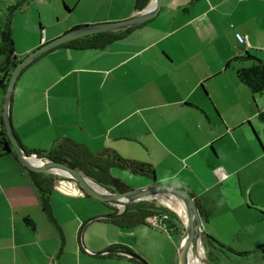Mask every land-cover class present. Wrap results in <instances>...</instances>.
<instances>
[{
  "label": "crops",
  "instance_id": "crops-1",
  "mask_svg": "<svg viewBox=\"0 0 264 264\" xmlns=\"http://www.w3.org/2000/svg\"><path fill=\"white\" fill-rule=\"evenodd\" d=\"M71 1L76 7L67 5L65 17L43 19V32L31 34L35 41L27 47L20 48L23 39L15 28L19 57L72 29L130 18L152 2ZM74 10L82 14L70 20ZM237 32L264 65V0H165L158 15L141 25L56 47L29 63L17 80L11 102L17 136L26 148L46 154L59 139L78 145L97 165H76L102 172L108 188L84 174L112 192L129 190L112 167L126 170L130 162L148 164L135 174L152 177L150 184L179 186L197 200L206 190H197L206 186L202 172H217L220 186L232 178L240 183L244 167L264 162V91L253 98L238 77V69L252 66L253 59H246ZM106 151L114 154L108 161L101 159ZM223 189L212 194L224 196ZM89 197L69 175L31 173L15 154H0V264H143L103 252L111 248L129 249L148 264H171V254L160 261L149 252L147 229L182 237L186 216L180 211L184 219L154 197L145 203L154 202V208L136 205L123 219L104 221L101 231L90 230L95 223L88 222L80 235L92 214L119 210L104 202L100 209ZM201 203L202 225L226 218L218 210L212 216L206 200ZM100 232L105 238L97 237ZM177 247L172 264L179 261Z\"/></svg>",
  "mask_w": 264,
  "mask_h": 264
},
{
  "label": "rangeland",
  "instance_id": "rangeland-1",
  "mask_svg": "<svg viewBox=\"0 0 264 264\" xmlns=\"http://www.w3.org/2000/svg\"><path fill=\"white\" fill-rule=\"evenodd\" d=\"M69 4L76 7L75 2H72L71 0H0V48L2 42V32L5 27L10 26L11 28L15 48V28L21 34L23 39L20 48L27 47L35 41V39L31 41V34L32 36L36 37L38 32H43V19L50 17L51 21L55 22L57 14L65 17L66 13L64 10ZM81 14L82 12L79 10H74L69 14L68 18L70 20H76ZM63 25H65V23H62V26ZM5 59L6 55L0 52V62L5 61ZM5 93L4 90L0 92V107H2V109L0 108L1 111L3 110ZM59 143H64V138L59 139ZM92 153L96 152L92 151ZM106 154L107 155L102 156L101 159L108 161L110 160V156L114 157L113 152L106 151ZM101 166L104 168L109 167V165L105 163H102ZM126 166V170L117 166L112 167V175L114 177L116 176L121 178L123 182L129 187L128 189H135L153 182V179L150 176L135 174L137 172L144 173L143 169L148 168V164L145 166L140 162H130L127 163ZM207 166L211 165L208 164ZM200 175L202 180L205 181L206 186L202 185V187H197V190L200 192L203 190V188H206L204 191L206 193L201 192L197 197L198 200L193 196L198 204V207H202L201 201L204 199L206 200L210 210L209 213L212 216L214 215V210L220 211L218 212L220 217L226 216V218L219 222L215 220V222L212 223L207 221L203 223L204 233L202 232L201 246L204 255L209 261H211L212 264L264 263V162H254L244 167L241 171L242 179L240 183L239 181L235 183L234 179L232 178V180H229L220 186V183H222L223 179L219 177L217 172L213 174H204V172H202ZM158 184L172 185L170 183ZM221 187L224 188L223 190L225 195H222L218 198L212 193L216 192ZM117 188L119 187L117 186ZM209 189L210 192H207ZM189 194L192 196L191 193ZM158 197L161 199H159L160 202L163 201L164 203V201H166L175 213L177 212V214L182 216L175 203L168 200L166 196ZM85 200L90 201L94 206H97L100 209L106 208L104 206L102 207V201L94 196L86 198ZM242 203H245V207L242 205ZM235 206H241L242 209L236 208ZM230 208L232 209L227 210ZM99 213H94L90 217ZM104 221H107V219L101 218L90 221L95 223L93 226H91L90 230L95 229L96 231H101L100 228ZM82 227L83 224L81 229ZM83 231H85V227H83ZM148 231H150V234H148L149 237L147 245L149 252H151L153 256L157 254V257L160 261L171 254L172 264L177 246V254L179 251L178 249L181 239L180 234L175 232L169 233L170 230L167 232L168 234H165L166 231L163 234L162 232H159L151 227L150 229H147V232ZM100 236L105 238V235L102 232H100L97 237L100 239ZM143 236L144 234L142 230V237ZM152 241H156L157 245L153 247Z\"/></svg>",
  "mask_w": 264,
  "mask_h": 264
},
{
  "label": "water",
  "instance_id": "water-1",
  "mask_svg": "<svg viewBox=\"0 0 264 264\" xmlns=\"http://www.w3.org/2000/svg\"><path fill=\"white\" fill-rule=\"evenodd\" d=\"M165 0H152L151 4L141 11L139 14L134 15L130 18L112 21V22H103L98 24H89L82 27L72 29L71 31L39 46L35 50L31 51L26 55L22 60H20L14 67L10 80L6 89L3 102V119L4 126L6 128V133L11 141L12 149L15 151L18 159L21 161V164L26 167L29 171L42 172L46 170H53L60 174H66L74 178L79 185L91 196H94L101 200L102 202L114 206H118L119 210L110 212V213H99L95 214L89 219H87L86 224L95 219H117L124 216L130 209L131 204L140 200L151 199L158 197L162 194L181 199L185 205L187 212V218L185 221V229L182 234L180 243H179V261L178 264H198L199 262L203 264H212L211 261L207 259L204 255L201 238L203 232V225L201 220V215L199 212V207L194 197L191 196L185 189L175 186V185H161V184H148L142 187L135 189H129L123 192H112L101 185H98L90 178H88L84 173L76 169L75 167L67 164L63 161H56L47 159L45 157L39 156L37 153H27L23 149L21 142L15 132L12 118H11V102L13 97V91L16 86L17 80L21 75L25 67L33 60L37 59L46 52L54 49L55 47L62 45L71 40L81 38L84 36L106 32V31H115L121 29H128L141 25L148 20L152 19L158 15L161 10ZM246 59H253L259 61L260 59L257 56L252 54L245 55ZM35 156L37 161L32 163L30 159ZM83 227L80 231V235L83 233ZM108 253H122L125 255L132 256L138 259L143 264H148L146 260L141 258L135 252L126 251L123 249H107ZM103 252L94 253L100 255ZM264 264V263H262Z\"/></svg>",
  "mask_w": 264,
  "mask_h": 264
},
{
  "label": "trees",
  "instance_id": "trees-1",
  "mask_svg": "<svg viewBox=\"0 0 264 264\" xmlns=\"http://www.w3.org/2000/svg\"><path fill=\"white\" fill-rule=\"evenodd\" d=\"M237 33H240V32H237ZM237 33H235L236 40H237V36H236ZM64 45H65V43L62 45H59V46L61 47ZM240 45L245 49L244 45H242V44H240ZM59 46H57V47H59ZM251 47H250V49H251ZM0 52L2 54L6 55L5 61L0 62V89H3L4 93H5L7 86H8V83H9V80H10L11 73H12L14 67L16 66V64L22 59L21 57H19L16 54L15 47H14V38H13V34H12L10 26L5 27L3 32H2V42H1ZM246 52H247V54H250L249 50H247ZM252 62H253V64L250 67L239 68L237 71V74H238V77L241 80V82L243 84H245L250 89V91L253 95V98H256L259 94H261L264 91V65H263L261 60H259V61L253 60ZM21 145H22L23 149H25V151L29 154L37 153L39 156L45 157L47 159L66 162L67 164L77 168L82 173H85L87 176L92 178L97 183H100L101 185L108 188L107 182L109 181V179L105 175H103L102 172H100L99 174H95L96 171H93V173H92L87 168H85L81 165H76L75 162H77V160H83L85 162L84 165L90 166L91 168H92V166L97 165L96 160L90 156L91 154H89L88 152H86L85 150L80 148L78 145H70L65 140H64V143H62V144H60L59 141H57L54 144L53 149L50 150L48 154H46L42 151H38V150H34V149H28L23 144H21ZM8 152L15 154V152L12 150V144H11V141H10L7 133H6V129L4 127V122H3V126L0 130V154L8 153ZM15 156L17 157L16 154H15ZM91 158H92V160H91ZM34 172H37V171H31V173H34ZM147 202H149V201L141 200V201L133 203L131 205L128 213H126V215H128L131 212L132 207L139 205V204L140 205H146L145 208L147 210H149L150 208H154V206H152L153 204H155L154 202L145 204ZM46 208L49 209L48 201L46 204ZM138 209H140V208H138ZM173 215H175V213L171 210V216H173ZM124 216L117 218L116 221L123 219ZM26 221L28 224L33 225V222L31 219L26 218ZM127 250H129V249H127Z\"/></svg>",
  "mask_w": 264,
  "mask_h": 264
},
{
  "label": "bare ground",
  "instance_id": "bare-ground-1",
  "mask_svg": "<svg viewBox=\"0 0 264 264\" xmlns=\"http://www.w3.org/2000/svg\"><path fill=\"white\" fill-rule=\"evenodd\" d=\"M78 39V38H77ZM28 55V54H27ZM32 62V61H31ZM30 62V63H31ZM29 65V64H28ZM12 118V117H11ZM4 122V119H3V112H1V117H0V123ZM14 126V125H13ZM5 127V126H4ZM6 129V128H5ZM1 130V129H0ZM13 150V149H12ZM15 152V151H14ZM30 161L32 163H35V161H37V159L35 158V156H33ZM160 196H166L168 198V200H170L171 202L175 203V205L178 207L179 204L181 203L182 206L180 208H177L178 211H180L184 216H186L187 218V212H186V209H185V205L184 203L181 201V199H177V198H174V197H171V196H168V195H165V194H162ZM123 250H126V251H129L127 249H123ZM133 252V251H132ZM198 264H203L201 262H199Z\"/></svg>",
  "mask_w": 264,
  "mask_h": 264
},
{
  "label": "built area",
  "instance_id": "built-area-1",
  "mask_svg": "<svg viewBox=\"0 0 264 264\" xmlns=\"http://www.w3.org/2000/svg\"><path fill=\"white\" fill-rule=\"evenodd\" d=\"M236 36L240 44L244 45L246 49H250L251 45L245 35H242L241 33H237ZM0 117H1V110H0ZM2 126H3V122L0 123V129L2 128Z\"/></svg>",
  "mask_w": 264,
  "mask_h": 264
},
{
  "label": "clouds",
  "instance_id": "clouds-1",
  "mask_svg": "<svg viewBox=\"0 0 264 264\" xmlns=\"http://www.w3.org/2000/svg\"><path fill=\"white\" fill-rule=\"evenodd\" d=\"M246 49V48H245ZM247 50H249V49H247Z\"/></svg>",
  "mask_w": 264,
  "mask_h": 264
}]
</instances>
